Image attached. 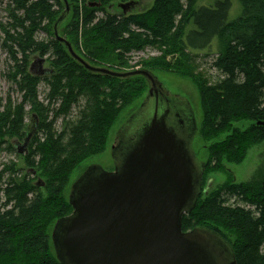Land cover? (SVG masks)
Returning <instances> with one entry per match:
<instances>
[{
    "label": "trees",
    "instance_id": "trees-1",
    "mask_svg": "<svg viewBox=\"0 0 264 264\" xmlns=\"http://www.w3.org/2000/svg\"><path fill=\"white\" fill-rule=\"evenodd\" d=\"M115 1L128 0H91L74 13L70 2L69 38L61 30L62 37L90 65L120 73L135 53L158 50L162 57L145 62L146 70L179 72L198 84L201 136L214 142L203 185L209 168L225 172V163L241 164L252 146L264 142V0H239L242 14L234 21L230 0L205 6H199L202 0H156L150 11L128 15L109 12ZM0 9L9 17L5 25L0 15V48L13 60L10 77L22 98L20 103L9 98L0 112V153L25 162L23 169L11 161L0 170V264H60L51 236L55 224L73 213L66 188L83 162L105 151L111 130L126 109L146 97L148 84L142 77L93 74L77 63L54 36L65 10L61 0H0ZM40 32L51 36L49 42L37 40ZM200 53L215 57L217 80L202 70ZM33 57H48L49 76L31 73ZM43 83L47 104L40 100ZM30 116L32 128L26 123ZM242 123L249 127L240 129ZM35 126L28 151L19 154L17 142L25 143ZM182 228L216 233L237 264H264V182L231 181L210 194L203 191Z\"/></svg>",
    "mask_w": 264,
    "mask_h": 264
},
{
    "label": "water",
    "instance_id": "water-1",
    "mask_svg": "<svg viewBox=\"0 0 264 264\" xmlns=\"http://www.w3.org/2000/svg\"><path fill=\"white\" fill-rule=\"evenodd\" d=\"M61 1L65 11L54 25V36L70 56L93 74L122 80L142 77L148 93L115 136L114 170L92 165L71 186L73 213L55 224L51 236L58 262L237 264L228 243L216 233L202 228L183 232V217L195 209L203 193L205 170L192 150L197 126L190 105L171 98L148 70L120 73L85 61L61 35L71 14L69 1ZM132 3L119 5L125 15L133 13ZM39 63L43 66L45 60ZM35 66L34 62L32 74ZM41 75L45 74L36 76ZM162 96L180 109L163 103ZM34 133L28 132L25 143L16 145L19 154L28 151ZM38 185L44 183L40 180Z\"/></svg>",
    "mask_w": 264,
    "mask_h": 264
},
{
    "label": "rangeland",
    "instance_id": "rangeland-1",
    "mask_svg": "<svg viewBox=\"0 0 264 264\" xmlns=\"http://www.w3.org/2000/svg\"><path fill=\"white\" fill-rule=\"evenodd\" d=\"M69 4L70 2L73 4V13L76 7L81 8V12H83V7L89 6V3L91 0H79L78 2L68 0ZM136 2L137 8L134 10L133 13L135 14H144L148 11H150L156 0H128L125 2V4L130 2ZM232 7L230 10L229 19L230 21H234L238 19L242 14V5L240 4L239 0H230ZM214 2V0H202L200 1L199 6H205V5H211ZM121 1H115V6L113 9H109V12L112 14H122L123 11L119 7ZM7 2H4V5L1 8H5L7 5ZM202 4V5H201ZM65 10L63 9L62 12ZM0 15L1 20L3 24L8 23V15L5 13L4 9H0ZM72 18V17H71ZM68 21V22H67ZM62 26V33L66 38H69L66 34V27L69 25L71 19L67 20ZM53 30V26H52ZM51 39V36L45 32H40L37 35V40L39 42H49ZM218 48V47H217ZM219 49V48H218ZM83 51V47L81 48ZM80 50V51H81ZM83 55L85 54L84 51L80 52ZM162 57V54L152 48H148L143 52L135 53L132 55V60L130 63V66L128 68L120 69L124 72L127 71H135V70H146L145 68V62L155 61ZM32 64L35 62L36 66L33 69V73L36 75H40L41 72H43L45 75L43 76H49L51 73V62L49 61L48 57H45V64L41 66L39 59L37 57V60L35 57L31 58ZM215 59L214 56L206 57L204 53H200L198 63L201 65L202 70H204L205 73L211 78L212 81H215L219 78L218 73L212 69V63ZM168 62L169 59H166ZM14 65L13 60L11 59V56L9 55L8 51L0 48V112L3 111V106L6 105L7 100L9 98H12L13 101L16 103H20L22 98L21 94L18 91L16 85L12 81L10 77V71L12 66ZM107 66V65H104ZM108 67V66H107ZM109 68V67H108ZM153 74L156 76V78L159 80V82L162 84V87L164 90L171 96V98L181 101H184L188 103L192 109V112L194 114L195 120H196V126L197 131L194 135V140L192 142V150L194 154L196 155L197 159L200 162H203L204 164L208 162L210 159V148L214 144V142H208L203 140L201 136V130L203 127V121H204V111L201 101V95L200 90L198 87V84L194 81V78L183 76L179 72H172L171 70L167 71L166 69H156V68H149ZM48 89L47 86L43 83L40 86V100L45 102L47 104V97ZM146 98V97H145ZM145 98L138 101L136 105L133 107H130L126 109L122 116L120 117L119 122L117 125L113 127V129L110 132L109 139L107 142V147L105 151L95 157L87 159L85 162H83L79 169L73 174L70 183L68 187L66 188L65 196L68 198L70 188L71 186L76 182L78 177L83 173L85 169H88L92 165H96L101 167L106 172H112L114 170V162L112 158V152L111 147L114 143L115 136L119 129L127 123L129 118L137 112V110L141 107L143 104ZM27 111H29V108H27ZM27 126L33 125L32 116L28 117ZM61 121L57 124V129H60L61 127ZM264 125V123H263ZM238 127L242 130H246L249 127V123H242L239 124ZM35 130L32 132L37 131V127H34ZM226 137H222V139H225ZM15 140L12 141L14 143ZM17 144H20L21 146L24 144L23 142H17ZM16 144V145H17ZM15 162L17 164L18 169H23L25 167V162L23 159H20L17 157V154H10L7 152L0 153V170H2L3 165L7 164L9 162ZM225 172H219L214 171L212 172L211 169H208V172L204 173V185H203V191L207 194L212 193L213 191L221 188L223 185H225L228 182L233 181L236 184H253V183H261L264 182V142L252 146L248 152L245 160L239 164H228L225 163Z\"/></svg>",
    "mask_w": 264,
    "mask_h": 264
},
{
    "label": "flooded vegetation",
    "instance_id": "flooded-vegetation-1",
    "mask_svg": "<svg viewBox=\"0 0 264 264\" xmlns=\"http://www.w3.org/2000/svg\"><path fill=\"white\" fill-rule=\"evenodd\" d=\"M136 8H137V3L136 2H133L132 3V7L129 9V10H131L132 12H134V10H136ZM160 99H161V101L163 102V103H166V102H168V104L170 105V106H173V105H175V106H177L178 108L179 107H181L180 105H176L173 101H166L167 99H166V97L165 96H162V97H160ZM180 109V108H179ZM178 113H182L181 112V110H176Z\"/></svg>",
    "mask_w": 264,
    "mask_h": 264
}]
</instances>
